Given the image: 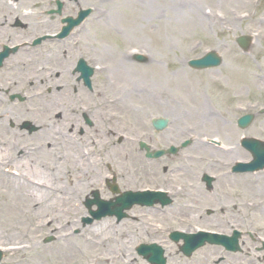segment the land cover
I'll use <instances>...</instances> for the list:
<instances>
[{"label":"rangeland","instance_id":"1","mask_svg":"<svg viewBox=\"0 0 264 264\" xmlns=\"http://www.w3.org/2000/svg\"><path fill=\"white\" fill-rule=\"evenodd\" d=\"M23 4L18 0H0V46L23 44L27 38L58 28L59 17L46 28L44 22L36 23L40 19L36 15L30 17V14V18L20 16L25 10V15L32 9L37 12V4H44L42 0H29ZM66 6L68 16L73 15L72 10L77 13L79 7L94 8L88 20L73 31L77 37L72 36L62 43L43 42L35 48L20 50L37 51L38 61L31 62L34 65L37 61V65L52 66L47 58L50 54L59 62L66 55L67 66L74 58H83L90 63L99 62L107 69L92 77L91 91L77 85L79 96L86 95L83 106L90 110L86 116L93 127L87 126L80 116H75L61 120L46 134L39 132L26 139V148H45L38 154L32 153L42 161V166L36 164L40 170L29 166L33 162H27V166H19L21 171L49 180L42 183L63 189L57 196L72 197L69 199L72 203L53 204L51 208L38 206L31 210L29 199L5 204L4 198L0 197V248L3 249L0 264H148L135 252L141 244L160 246L166 264H264V252L257 251L260 245L254 237L257 233L264 238V189L261 191L257 185L261 183L260 175H264V170L240 175L230 172L235 164L234 158H244L245 162L251 160L250 154L240 145L242 139L264 141V113H260L264 109V0H78L77 3L67 1ZM190 10L208 18V23L194 26L189 22L191 16L187 11ZM29 21L33 28H24ZM246 36L251 37L250 49L248 53H242L236 39ZM129 50H140L148 59L144 64L127 61L128 75L113 77V64ZM209 51L221 57L219 67L193 70L187 66L188 61ZM68 81L74 83V79ZM71 83L67 86H70V102H64L62 108L74 100ZM134 83L138 84L137 88L132 85ZM46 85L37 86L35 90L46 89ZM65 85V82L59 83L41 100L19 104L16 110L22 114L18 123L35 115L46 117V121H57L55 116L60 106H55L53 94H58ZM104 96L117 98L119 102L104 107L100 101ZM196 105L215 117L200 123L196 116L199 108L193 109ZM245 114H253L254 119L247 129L240 130L236 122ZM156 118L168 121L162 132H155L150 125ZM187 128L209 138L203 140L209 149H200L201 154L211 155L209 160L195 154L197 150L191 133H185ZM80 129H83L81 135L78 134ZM57 130L69 135L73 130L77 131L74 135L78 141L75 148L78 158L82 160L80 149L86 148L90 153L91 163L88 167L85 165V173H79L77 179L72 175L73 168L63 161L58 174L51 173L55 155H48L50 149L46 146H53L51 132ZM185 141L189 145L175 155L158 159L146 158L138 146L139 142H144L153 150H166L170 146L179 148ZM226 148L236 150L226 152ZM123 150L138 155L141 161L153 163V166L146 169L144 164V169L140 164L143 168L140 172L139 164L135 163L137 167L133 168V175L120 177L115 171L123 163L119 155ZM6 154L8 152L4 151L0 156L6 157ZM56 157L65 160L71 156L59 149ZM219 162L222 166L218 165ZM204 174L215 178L210 191L202 182ZM7 178L1 171L0 184L12 182ZM76 182L80 184L78 199L74 200L68 190L71 183ZM107 182L115 184L119 194L126 188L134 190L142 186H163L166 189L181 186L188 193L171 197V205L162 210L157 206H134L120 222L114 217H105L81 226V218L88 212L84 206L85 198H91V192L97 191L106 201L118 195L111 193ZM45 200L51 202L49 197ZM104 220L112 222L103 224ZM122 221L129 234L124 245L119 243L122 237L119 236V240L117 236V227ZM197 229L228 236L232 229L240 232V251L228 253L219 246L205 245L185 257L179 250L182 242L175 244L169 236L174 231L195 233ZM65 233L70 235L67 244L76 245L80 255L67 259L58 255L65 246ZM104 236L109 237L107 243L101 247L93 246L92 242L103 241ZM50 237L53 241L45 243ZM18 243L28 249L18 253L7 250Z\"/></svg>","mask_w":264,"mask_h":264},{"label":"flooded vegetation","instance_id":"2","mask_svg":"<svg viewBox=\"0 0 264 264\" xmlns=\"http://www.w3.org/2000/svg\"><path fill=\"white\" fill-rule=\"evenodd\" d=\"M55 1L56 0H42V3L44 4H37L39 8L37 12H35L32 9L31 13L27 12V14L25 15L24 12L27 11L25 10L24 12L21 13L20 16H22L23 18H27L30 16V14H32L30 17H34V15H36V17L40 18L38 21H36V23L44 22L43 26L45 25L44 27L47 28L48 27L47 25L50 26L51 23L54 21V19L47 18L46 12L50 10L52 7H55L54 6ZM59 1L62 4V7L60 9L61 16H67L66 3L68 0L65 1L59 0ZM18 2L24 5L23 3H27L29 2V0H18ZM45 3H47V5H45ZM19 25L20 23L17 22V26ZM27 27L33 28L31 21H29V25L24 26V28ZM29 39L31 38H27L26 40ZM2 47L3 44L0 46V49ZM43 51L47 52V50H43ZM36 52H37L36 50H0L1 54H6L0 63V151L8 152V154H6V157L0 156V160L2 161L0 164L1 166L19 168L20 165L27 166L26 165L27 162H33L34 159L36 158L34 157V155L31 154V151L36 150L37 147L40 146L26 148L27 140L39 132L46 134L49 130V124L51 121H46L47 118L42 115L39 116L35 115L31 119L22 120L18 123L19 115L21 116L22 114L17 112L16 110L19 104L33 102L34 100H41L43 99V97H45L47 93H50L53 88H56V86L59 85V83L65 82L66 87L63 86V89H61L58 94L56 95L53 94L56 97L61 95V97L63 98L62 102L59 105H55V106H60L59 111H57L55 118L58 119L57 121H61L67 119V116L69 118L80 116L84 120V114L82 108L84 103V97H86V95L84 97H82V95L79 96L80 91L77 85H80L81 88H83L84 85H83V80L79 77V74L75 72L76 63L80 58L79 59L74 58V61L71 62L70 66H67L66 55H64L61 58L63 62L61 60L59 62L58 60L52 59L49 54V57L47 58H49V61L53 67L50 64L49 66H44V65H37L38 59L36 56ZM35 59L37 61L36 64L34 65L31 62H34ZM97 59L98 58H96V60ZM91 61L94 60L91 59ZM20 71L23 73L20 74ZM27 72L29 73L25 76ZM94 75L95 72L92 77H94ZM20 76L22 77V79ZM73 79H74V83L68 81ZM92 81L93 79L91 78V90L93 85ZM70 83H71V91L74 100L73 102L70 103L71 105L62 108L61 105H63L64 102H70V97H71V92L69 89L70 86L67 87L68 85H70ZM44 84H48L44 86L46 89L40 88L38 90H35L36 89L35 87L42 86ZM27 87H30V89H27ZM12 96H19L22 98V100L21 101H19L18 99L11 100ZM5 104L7 107L5 106ZM49 104H51V100L47 102L48 106H50ZM10 107H14V108H10ZM42 112L43 110L39 113ZM89 127H93L92 122L91 125H89ZM82 133H83V129H80L78 134L81 135ZM20 141H25V142L20 143ZM40 149H44V147H40ZM40 162L42 161L38 160L39 164L37 165L42 166V163ZM33 165H34L33 163L29 164V166H33ZM6 173H8L6 174L8 179L9 178L15 179V177H17L16 174H13L14 173L13 171H9ZM20 176H29L36 178L34 175L31 174L20 175Z\"/></svg>","mask_w":264,"mask_h":264},{"label":"bare ground","instance_id":"3","mask_svg":"<svg viewBox=\"0 0 264 264\" xmlns=\"http://www.w3.org/2000/svg\"><path fill=\"white\" fill-rule=\"evenodd\" d=\"M192 11L193 10H190L187 12L191 16V19L189 20V22H191L194 26L199 27L200 24L202 25L203 23H206V24L208 23V18H205V16H203V15H197V14L193 13ZM211 25H213V24H211ZM125 59L121 58L116 63L113 64V66H112L113 70L111 71V75L113 77L116 76V78H119V77H125V75L126 76L128 75L127 73L129 71H127V70L129 69V67H126L127 61H124ZM124 67H126V68H124ZM131 71L132 70H130V73H131ZM132 85H134L135 88H137V86H138V84H136V83H134ZM62 100H63V98L61 97V95H59L58 97H56V96L53 97V101L56 103V105L60 104L62 102ZM100 101H101L102 106L107 107V105L109 106V105L117 104L119 102V99L115 98L113 100H108L107 98L102 97ZM193 109H198L196 116H197V121H199L200 123L207 122L209 119H212L215 117L210 112H208V111L205 112V110L202 108V106L199 107L198 105H196V107ZM236 110H238V109H236ZM67 118L69 119L68 116H67ZM59 123H61V121H54V122L51 121L49 124V129H51V127L53 128L54 126L59 125ZM51 133H52V140L51 141L53 142V146L48 147V149H50V151H48V155L49 154L51 156L55 155V157L52 158V162L54 164L53 163L51 164V166H53V167H51V170H52L51 173L58 174V171H59L58 168H59L60 164H64L63 162H65L66 165L73 168L72 172H74V174H72V175H74V177L77 179L79 177V173L81 174L82 171H83V173H85V168H84L85 165L88 167V165L91 163L92 158L90 157L89 151H87L86 148L79 150L80 155L82 156V160H81L80 158H78V155H77L78 152L75 150V148L78 145V143H77L78 141H77V138L74 137L75 136L74 132H71L70 135H69V133L66 134L65 132H62L59 130H57V132L52 131ZM185 133H189V134L191 133L190 135L192 136V140H194L193 146L195 147V149L197 151H200V149H202V150L209 149L207 147V144L203 141L204 139H209V138H207V136L196 133L194 130L190 132L189 128L186 129ZM37 149L40 150V147H37ZM59 149H63L71 157L68 159L66 158L65 160L58 159L56 157V155L59 154ZM234 150H236V148L235 149L234 148H231V149L226 148L225 149L226 152H232ZM123 151H124L123 153L119 152V155L123 159V163L121 165V168H119V170L115 171V174L117 172V174H119L120 177H123L126 175H133L135 173L133 168L137 167V166H135V163L137 165L139 164L138 168H139L140 172L143 171V168L145 169L146 166H147L146 169L153 166V163L141 161L138 158V155L133 156V154L127 153V152H125V150H123ZM197 151H195V154L198 155V158H202L203 160H209L211 155L207 156L205 153L201 154V151L198 154ZM37 154H38V152H37ZM40 154H43V153H40ZM65 157H67V155ZM61 161H63V162H61ZM234 161H246V159H244V158L238 159V157H237V158H234ZM33 163L35 165V166H33V169L40 170L39 168H37V165H36L38 163V160L34 159ZM140 164L142 165L143 168H141ZM158 164H161V162ZM218 165L222 166V163L219 162ZM67 173L70 174L71 172L68 170ZM260 176L262 178H264L263 174ZM262 178L260 179L261 183H257L260 190L264 189V179H262ZM106 179H107V177H106ZM11 181H12L11 183L0 184V197L4 198L5 204L7 201L9 203H10V201H14L16 203V202H23V200L26 201L29 199L30 202L28 203V207L32 210V208H37L38 206L51 208V206L53 204H56V205L57 204H63V203L68 202L69 199L72 198V197H68L65 199V198L59 197L60 192L63 189L56 188V187H48L47 184L36 183L34 181L33 182L32 181H22L20 179H11ZM80 182L71 183V189L68 190V192L70 193L69 195H73L74 200L78 199L77 189H78ZM72 192H75L77 195L72 193ZM262 192H264V191H262ZM175 193H177L176 194V197H177V196H183V195H185V193L187 194L188 192H186V190L182 191L180 188H176ZM33 194H36V195H33ZM52 194H55L56 196H53ZM57 195H59V196H57ZM47 197H49L51 199V202H48L47 200H45ZM69 202L72 203L71 201H69ZM31 212H33V211H31ZM20 214H23V213L20 211ZM111 222H112L111 220H104L103 224H107V223H111ZM50 223H48L47 226ZM11 229H13V228H11ZM117 229H118V235H117L118 239H119V236L122 237V240L119 239L120 240L119 243L122 242L121 244L124 245L123 242L124 241L127 242L128 235H129L128 232L125 231V229L127 230L125 223L124 222L120 223V225L117 227ZM91 233L94 235L93 231H91ZM86 236L91 237L90 234H87ZM69 238H70V235L68 233L64 234V237H63L64 240L63 241H66L65 246L62 248L63 251H61L58 254L59 256H62L63 258H66V259L73 257L77 254L80 255V250L78 247H76V245L67 244V241L69 240ZM108 241H109V237L104 236L103 241H94V242H92V244H93V246L101 247L103 245V243H107ZM19 244L20 243L12 244L11 245L12 248L9 249L10 253L25 252L28 249L27 246L26 247H24L23 245L20 246Z\"/></svg>","mask_w":264,"mask_h":264},{"label":"water","instance_id":"4","mask_svg":"<svg viewBox=\"0 0 264 264\" xmlns=\"http://www.w3.org/2000/svg\"><path fill=\"white\" fill-rule=\"evenodd\" d=\"M88 14H89V11L80 13L78 17L74 20H71L69 18L67 20V23L69 26L66 29H71L74 26L79 25ZM236 43L241 48V50L246 51V50H249L250 48L251 39L248 37H240L236 39ZM141 60L142 59H139V61ZM220 63H221V60L215 53H209L208 55H206L205 57L199 60L190 62L189 65L190 67L195 68V69H205V68L216 67L220 65ZM252 120H253V116L251 115L245 116L239 119L238 120L239 128L241 129L247 128L252 122ZM166 124L167 122L162 121V120H157L153 122V126L157 130H161L162 128L166 126ZM241 144L245 149H247L251 153L253 157V161L247 166H236L235 169L240 172L258 171V170L264 169V142L255 140V139H245L241 142ZM185 145L186 144H184L183 147ZM175 152H176V149L171 148L167 153L174 154ZM163 153L164 152H158L154 154L153 157L154 158L160 157ZM147 156L150 157L151 155L148 154ZM205 180H206L207 186L210 188L211 180L208 179L207 177H205ZM93 197H94V203H96L99 206V210L95 214H93V216L97 218L105 214H109V215L115 214L118 216L119 219H121L123 217V214H121V211L127 208L126 204L128 202L137 200L139 201L140 204H144V202H147L146 203L147 205H151L153 202L152 199L147 198L145 196L136 198V197H132L129 195H125V196H122L118 202L112 205H109V204L107 205V204L100 203L98 201L97 192H94ZM238 237H239V234H234V236L230 239H227L224 237H213V236L207 237V236H200V235H198V237H192V236L184 237L183 236L185 245L182 247V250L186 255H190L195 249L203 246L205 242H208L210 244L222 245L227 250L236 251L238 249L237 247ZM179 238H180L179 236H171V239H173L174 241H178ZM49 241L50 240H47L46 242H49ZM151 249H152L151 251L152 255L150 256L149 260L153 264H164L165 260L162 258L163 252L159 248L152 247L149 249V248L141 247L140 252L143 254H146ZM1 258H2V255L0 253V260Z\"/></svg>","mask_w":264,"mask_h":264}]
</instances>
